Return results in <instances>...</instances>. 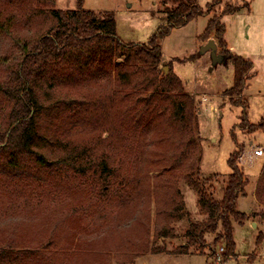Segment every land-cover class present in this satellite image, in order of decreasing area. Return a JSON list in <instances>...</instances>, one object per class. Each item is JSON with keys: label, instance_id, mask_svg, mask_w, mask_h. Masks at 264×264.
<instances>
[{"label": "trees", "instance_id": "trees-1", "mask_svg": "<svg viewBox=\"0 0 264 264\" xmlns=\"http://www.w3.org/2000/svg\"><path fill=\"white\" fill-rule=\"evenodd\" d=\"M197 1L163 0V24L142 44L120 40L113 13L84 10L83 0H76L73 10L55 9V0H0V13L14 16L26 29L23 36H10L14 52L0 57L5 71L0 100L7 108L5 128L0 129V183L19 188L38 183L60 191L73 207L58 208L38 225V235L47 239L63 236L55 251L20 252L14 264H132L148 251L162 253L142 242L123 248L122 239L134 233L144 238L139 232L141 210L151 194L156 195L157 218L163 221V239L173 237L174 225L188 217L181 180L196 192L204 220L190 223L184 233L186 243L163 254H202L208 248L206 237L213 236L214 244L224 245L226 261L234 256V227H243L251 217L264 220V211L251 216L238 211V200L245 197L248 185L239 167L243 147L229 156L230 174L218 192L214 188L218 175L201 177L198 104L171 65L162 61L161 41L203 16ZM220 4L216 0L208 6L207 15ZM247 6L225 5L221 14L208 20L198 39L213 38L218 55L233 67L232 86L221 96L231 107L242 109L235 127L252 135L264 133V119L250 124L246 115L243 92L254 76L253 64L228 49L222 23ZM100 81L104 85L98 87ZM62 91H68L67 96H60ZM121 157L132 158L134 164L121 163L119 181L111 188L123 210L112 227L96 230L85 246L81 239L75 242L83 218L97 217L101 210L98 203L89 202L82 178H97L103 183L102 196L109 195L105 179ZM68 173L74 176L69 178ZM254 197L264 209V161ZM260 242L261 235L256 244ZM110 246L120 253L103 250ZM5 257L10 255L0 252V261Z\"/></svg>", "mask_w": 264, "mask_h": 264}, {"label": "rangeland", "instance_id": "rangeland-1", "mask_svg": "<svg viewBox=\"0 0 264 264\" xmlns=\"http://www.w3.org/2000/svg\"><path fill=\"white\" fill-rule=\"evenodd\" d=\"M214 2L216 0H198L197 5L203 11V16L185 27L173 30L161 41L162 61L165 65H171L173 73L185 84L186 92L194 96L198 104V137L202 149L200 175L203 178L218 175L217 182L214 181V188L217 192L230 174L227 165L229 156L238 146L243 147L244 152L239 160V167L248 180V185L245 188V197L238 200L237 206L240 213L251 216L264 211L254 197V186H256L264 156L257 158L253 155L255 148L264 149V133L244 135L235 127L239 122L238 118L242 109L231 107L221 96L222 92L232 86L233 67L230 64L213 63L211 52H203L209 41L214 42L213 38L202 42L198 37L203 34L208 20L221 14L225 5H248L229 16L228 19H223L222 23L225 24L224 42L226 45L232 48L233 54L253 64L252 74L254 76L244 91V97L247 101V119L250 124H257L264 119V0H221L215 12L207 15L208 6ZM54 8L73 10L76 8V0H55ZM83 9L95 13H113L116 34L120 40L127 43H146L156 29L163 24V16L160 14L163 10V0H83ZM0 28L1 57L3 53L7 52L10 55L14 52L10 36L13 38L23 36L26 29L22 22H18V19L9 13H0ZM189 57H193V60L185 63L177 62V60ZM1 63L0 60V80L2 70L5 72ZM163 69H167V66ZM103 83L104 81L98 82V87L103 86ZM56 92L55 90L54 94ZM67 92L62 91L60 96H67ZM56 95L59 96V94ZM6 112L7 108L0 100L1 130L5 128ZM121 163H124L126 167L134 165L132 158L121 157L115 160L111 175L105 179V184L110 191L107 196H102L103 183L98 182L97 178L87 175L85 179L82 178V187L91 196L88 197L89 202L91 200L93 203H98L101 210L97 217L89 218L86 215L83 218L82 233L77 234L75 242L79 243L81 239V244L85 246L86 241L95 237L96 230L102 232L112 227L117 215L123 210V207L117 204V199H115L117 197L112 194L113 184L119 181L118 170ZM67 175L69 178L74 176L69 173ZM179 188L184 197L188 217L174 225L173 237L163 239V221L157 218L156 195L151 194L149 203L145 204L141 210L139 232L144 238L139 239V233L127 235L123 237L121 245L123 248L131 249L142 242L149 250L157 249L162 253L155 254L148 251L137 257L132 264H214L215 253L220 248L224 250L223 255H225L224 245L221 242L214 244L213 236L206 237L208 248L202 254L179 257L163 254V250L168 251L186 243L184 233L190 223L204 220L199 213L196 192L187 187L183 180L180 181ZM220 197L221 195L217 193L216 199ZM68 202L69 198L60 191L49 187L41 188L38 183L20 188L4 186L0 183V252L10 255V257H5L6 259L2 258L0 264H14L13 259L20 252L55 251L63 236L59 234L58 238L47 239V237L38 235V225L42 219L66 204L68 211L73 210ZM127 205L130 206V203ZM259 235H261V242L257 245L256 240ZM233 240L235 243L234 256L226 261L223 258L221 264H264L263 219L251 217L243 227L235 226ZM84 246L79 247L80 251H84ZM98 247L100 246H95V248ZM110 247L103 250H110L113 254L120 253L118 248ZM212 252H214L213 257L210 255Z\"/></svg>", "mask_w": 264, "mask_h": 264}, {"label": "water", "instance_id": "water-1", "mask_svg": "<svg viewBox=\"0 0 264 264\" xmlns=\"http://www.w3.org/2000/svg\"><path fill=\"white\" fill-rule=\"evenodd\" d=\"M205 51L211 52L213 63H224L225 64V60L223 59V57L221 55L217 54V47L213 41H209L208 46H206L203 49V52H205ZM163 71H164V73H166L167 69H163Z\"/></svg>", "mask_w": 264, "mask_h": 264}, {"label": "built area", "instance_id": "built-area-1", "mask_svg": "<svg viewBox=\"0 0 264 264\" xmlns=\"http://www.w3.org/2000/svg\"><path fill=\"white\" fill-rule=\"evenodd\" d=\"M253 155L257 158L264 156V149L260 148V147L255 148V150L253 151ZM223 253H224V250L222 248H220L218 250V252L215 253L214 264H221L222 263L223 258H224Z\"/></svg>", "mask_w": 264, "mask_h": 264}, {"label": "crops", "instance_id": "crops-1", "mask_svg": "<svg viewBox=\"0 0 264 264\" xmlns=\"http://www.w3.org/2000/svg\"><path fill=\"white\" fill-rule=\"evenodd\" d=\"M228 17H229V16H228ZM228 17H225V18L228 19ZM225 18H224V19H225ZM224 23H225V21H224ZM214 43H215V41H214ZM215 45H216V44H215ZM228 49L233 53V50H232L231 47L228 46ZM250 81H251V79L247 82L246 88H247L248 83H249ZM246 88H245V89H246ZM244 91H245V90H244ZM243 95H244V92H243ZM254 187H255V186H254ZM182 245H183V244H182Z\"/></svg>", "mask_w": 264, "mask_h": 264}]
</instances>
